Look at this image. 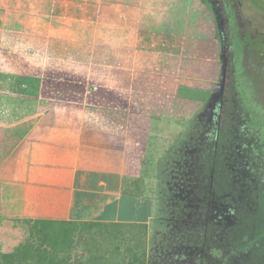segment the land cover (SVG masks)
<instances>
[{
    "label": "crops",
    "instance_id": "0c3cea01",
    "mask_svg": "<svg viewBox=\"0 0 264 264\" xmlns=\"http://www.w3.org/2000/svg\"><path fill=\"white\" fill-rule=\"evenodd\" d=\"M211 13L204 0H0V94L17 91L20 81L36 83L38 98L48 94L78 117L76 124L53 123L54 134H64L55 138L56 150L75 139L68 154L54 158L69 160L67 176L57 177L62 185L41 186L31 173V183L16 184L18 193L0 203L2 220L139 224L148 247L158 171L142 175L144 150L183 101H193L194 112L183 115L191 126L178 140L190 143L192 125L219 86ZM19 115L0 107V167L8 150L32 145L15 134L29 133L42 116Z\"/></svg>",
    "mask_w": 264,
    "mask_h": 264
},
{
    "label": "flooded vegetation",
    "instance_id": "af4514ba",
    "mask_svg": "<svg viewBox=\"0 0 264 264\" xmlns=\"http://www.w3.org/2000/svg\"><path fill=\"white\" fill-rule=\"evenodd\" d=\"M204 1L223 79L158 171L145 264H264V40L245 31L261 25L232 0Z\"/></svg>",
    "mask_w": 264,
    "mask_h": 264
},
{
    "label": "trees",
    "instance_id": "16d2710c",
    "mask_svg": "<svg viewBox=\"0 0 264 264\" xmlns=\"http://www.w3.org/2000/svg\"><path fill=\"white\" fill-rule=\"evenodd\" d=\"M34 84L20 81L15 86L18 87L17 91L9 88L7 94H0V107L22 114L16 120L25 121L42 114L35 124L32 122L34 127L29 133L23 131L15 134L21 143L28 141L32 145L26 144L24 147L19 144L12 152L8 150V160L0 167V203L18 193L16 184L26 183L27 179L31 183V173L44 187L62 185L63 181H56L68 173L65 168L69 160L54 158L68 154V149L75 147V139L66 138L59 145L60 150H56L55 138H63L64 134H54L56 128L53 123L64 121L76 124L77 112L67 106L57 105L48 94L46 100L38 98L37 85ZM34 128L35 131H32ZM20 155L22 159L16 162L15 158ZM57 167L64 170L58 172ZM26 193L30 195L29 190ZM4 218L0 213V220ZM6 219L16 222L21 234L12 242L10 250L0 249V264H145L146 233L139 224L72 219Z\"/></svg>",
    "mask_w": 264,
    "mask_h": 264
},
{
    "label": "rangeland",
    "instance_id": "374dc122",
    "mask_svg": "<svg viewBox=\"0 0 264 264\" xmlns=\"http://www.w3.org/2000/svg\"><path fill=\"white\" fill-rule=\"evenodd\" d=\"M236 4H240L241 8H250V13L254 17V19L259 20L260 27L257 29L258 33L254 31V29H251L250 26H248L245 31H248L258 40H264V1L263 0H232ZM249 6V7H248ZM256 20V23H257ZM246 26V25H245ZM263 107H264V96H263ZM185 104V105H184ZM187 105L188 109H185V106ZM193 101L191 102H184L180 104V107L182 110L178 111L176 110L175 116L173 118H169L167 121L164 120L163 126L159 127L160 129L163 128V133L156 132V129L154 130L156 134L153 132L152 136L147 144L146 149L144 150V157L143 162L146 163L143 168L140 169V172L143 176L150 175V167L151 171H153L154 167L159 171L161 168V165L164 164L169 158H174L177 154V149H175V145L182 133L181 131H184V134L186 129H188L190 125V122L185 124V120H183V115H185V119L190 118V115L194 112L193 107ZM184 108V109H183ZM262 114V113H261ZM187 117V118H186ZM183 123H181V122ZM154 124V123H153ZM160 124V123H158ZM158 124L156 123V127H158ZM263 124H264V116H263ZM177 148V146H176ZM143 150H140V153ZM150 161H152L153 165H149ZM129 166H127L128 168ZM131 167V166H130ZM137 171V166L136 168ZM153 174V173H152ZM157 183L154 182V189L156 188ZM156 223L151 222V226H154ZM20 228L16 222L11 221H4L0 220V249L2 251L10 250L12 242L16 241L20 237Z\"/></svg>",
    "mask_w": 264,
    "mask_h": 264
},
{
    "label": "water",
    "instance_id": "95a60500",
    "mask_svg": "<svg viewBox=\"0 0 264 264\" xmlns=\"http://www.w3.org/2000/svg\"><path fill=\"white\" fill-rule=\"evenodd\" d=\"M222 79H223V72L221 73V76H220L219 86H220V84L222 83ZM219 86H218V87H219Z\"/></svg>",
    "mask_w": 264,
    "mask_h": 264
}]
</instances>
